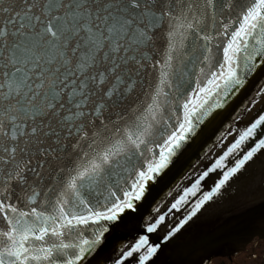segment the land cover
Masks as SVG:
<instances>
[{
  "label": "snow or ice",
  "instance_id": "obj_1",
  "mask_svg": "<svg viewBox=\"0 0 264 264\" xmlns=\"http://www.w3.org/2000/svg\"><path fill=\"white\" fill-rule=\"evenodd\" d=\"M257 159L264 0H0V264H185Z\"/></svg>",
  "mask_w": 264,
  "mask_h": 264
},
{
  "label": "flooded vegetation",
  "instance_id": "obj_2",
  "mask_svg": "<svg viewBox=\"0 0 264 264\" xmlns=\"http://www.w3.org/2000/svg\"><path fill=\"white\" fill-rule=\"evenodd\" d=\"M245 193L209 203L188 226L185 264H264V198ZM253 209L262 211L251 216Z\"/></svg>",
  "mask_w": 264,
  "mask_h": 264
},
{
  "label": "water",
  "instance_id": "obj_3",
  "mask_svg": "<svg viewBox=\"0 0 264 264\" xmlns=\"http://www.w3.org/2000/svg\"><path fill=\"white\" fill-rule=\"evenodd\" d=\"M216 154L218 155L219 153H216ZM210 155H211V153H210ZM258 161H259V159H257L253 163H250L247 166L246 173L244 175L245 177L242 178V180H235L236 179L235 178L230 183V186L227 188L228 190H225V193L217 199V200H219L218 202H221V201L228 202L231 200L232 197H234L235 194L245 193V192H247L245 189L248 190L250 187L251 188L248 191L249 194L246 193L245 195H243V198L246 196L251 197V198H254L256 196H264V185L262 184V182L264 181V163H261V162L258 163ZM204 163L205 162H201L200 166ZM251 170H260V173L261 172L262 173L259 176V178L257 179V178H255V176L251 177V175H252V174H250ZM260 180H261V182H260ZM260 211H262V210L261 209H258V210L253 209V210H250L249 212L251 213V216H252L254 213H259ZM186 247L188 248V251H189V248L191 246L189 244H187ZM172 259H173V257L168 253H165L161 257V261L164 262V264H171Z\"/></svg>",
  "mask_w": 264,
  "mask_h": 264
}]
</instances>
